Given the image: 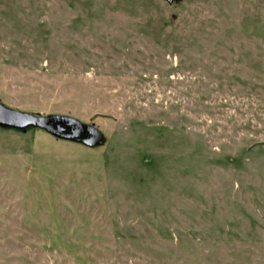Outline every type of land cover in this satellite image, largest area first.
<instances>
[{
    "label": "rangeland",
    "instance_id": "rangeland-1",
    "mask_svg": "<svg viewBox=\"0 0 264 264\" xmlns=\"http://www.w3.org/2000/svg\"><path fill=\"white\" fill-rule=\"evenodd\" d=\"M0 264H264V0H0Z\"/></svg>",
    "mask_w": 264,
    "mask_h": 264
},
{
    "label": "water",
    "instance_id": "water-1",
    "mask_svg": "<svg viewBox=\"0 0 264 264\" xmlns=\"http://www.w3.org/2000/svg\"><path fill=\"white\" fill-rule=\"evenodd\" d=\"M172 4L183 0H166ZM0 127L12 128L26 132L30 128H39L52 134L56 138L72 141H85L88 132L99 133L100 141L98 145L105 142L102 133L81 122L80 120L68 115L50 114L41 116L26 111L16 110L0 102Z\"/></svg>",
    "mask_w": 264,
    "mask_h": 264
},
{
    "label": "flooded vegetation",
    "instance_id": "flooded-vegetation-1",
    "mask_svg": "<svg viewBox=\"0 0 264 264\" xmlns=\"http://www.w3.org/2000/svg\"><path fill=\"white\" fill-rule=\"evenodd\" d=\"M94 137H95V136H94V133H92V132L90 131V132H88V134H87V136H86V138H85V141H90V140H92Z\"/></svg>",
    "mask_w": 264,
    "mask_h": 264
}]
</instances>
